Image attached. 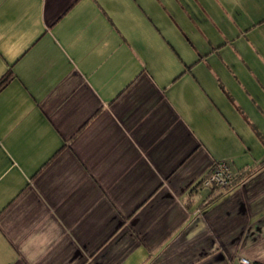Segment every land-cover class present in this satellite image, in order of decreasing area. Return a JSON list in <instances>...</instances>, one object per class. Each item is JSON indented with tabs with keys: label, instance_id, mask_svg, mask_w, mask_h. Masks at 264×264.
I'll return each instance as SVG.
<instances>
[{
	"label": "crops",
	"instance_id": "1",
	"mask_svg": "<svg viewBox=\"0 0 264 264\" xmlns=\"http://www.w3.org/2000/svg\"><path fill=\"white\" fill-rule=\"evenodd\" d=\"M8 70L0 264H264V0H0Z\"/></svg>",
	"mask_w": 264,
	"mask_h": 264
},
{
	"label": "built area",
	"instance_id": "2",
	"mask_svg": "<svg viewBox=\"0 0 264 264\" xmlns=\"http://www.w3.org/2000/svg\"><path fill=\"white\" fill-rule=\"evenodd\" d=\"M237 180L238 176L230 166L224 161H218L212 165L209 176L203 182L207 187L216 186L221 189H229L236 184ZM242 262L249 264L245 258H242Z\"/></svg>",
	"mask_w": 264,
	"mask_h": 264
},
{
	"label": "trees",
	"instance_id": "3",
	"mask_svg": "<svg viewBox=\"0 0 264 264\" xmlns=\"http://www.w3.org/2000/svg\"><path fill=\"white\" fill-rule=\"evenodd\" d=\"M13 78L12 70H8L1 78H0V91L10 82Z\"/></svg>",
	"mask_w": 264,
	"mask_h": 264
},
{
	"label": "rangeland",
	"instance_id": "4",
	"mask_svg": "<svg viewBox=\"0 0 264 264\" xmlns=\"http://www.w3.org/2000/svg\"><path fill=\"white\" fill-rule=\"evenodd\" d=\"M204 181V180H203ZM203 185H204V182H203ZM205 186V185H204Z\"/></svg>",
	"mask_w": 264,
	"mask_h": 264
}]
</instances>
